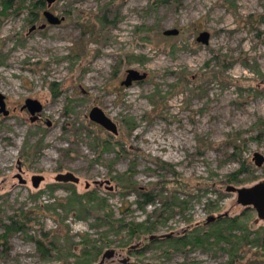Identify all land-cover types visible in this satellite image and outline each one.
<instances>
[{
    "label": "rangeland",
    "instance_id": "rangeland-1",
    "mask_svg": "<svg viewBox=\"0 0 264 264\" xmlns=\"http://www.w3.org/2000/svg\"><path fill=\"white\" fill-rule=\"evenodd\" d=\"M3 1L0 264H81L92 246L103 248L91 264L107 250L105 264H264V221L227 192L264 182L253 160L264 156V0H13L7 11ZM46 10L65 21L49 24ZM129 69L148 77L125 87ZM27 99L43 121L22 111ZM94 107L118 135L90 120ZM60 173L79 184L57 183ZM146 194L155 203L142 206ZM234 221L229 242L213 237ZM13 222L24 230L7 233ZM196 230L207 243L149 241Z\"/></svg>",
    "mask_w": 264,
    "mask_h": 264
},
{
    "label": "water",
    "instance_id": "water-1",
    "mask_svg": "<svg viewBox=\"0 0 264 264\" xmlns=\"http://www.w3.org/2000/svg\"><path fill=\"white\" fill-rule=\"evenodd\" d=\"M45 1L48 3L49 7H51L54 3H56L59 0H45ZM44 16L47 22L52 25H58L65 21L64 17L59 18L50 11H46L44 13ZM179 34L180 31L178 29L167 30L164 32L165 36H178ZM210 38H211V34L207 31H204L201 32L200 35L198 36L197 42L202 43L204 45H208ZM147 77L148 75L146 73H141L140 71L135 69H129L127 71V77L126 80L123 82V85H125L126 87H131L135 82L145 81ZM5 100H6L5 95H3L0 92V114L4 113V115H8L9 111L7 110ZM24 108L29 109L32 115L31 118L32 122H35L36 120L39 119V116H37V114H41L44 109L42 103L36 99H27ZM89 118L92 122L103 127L106 131L114 135L119 134V129L117 124L110 117H108L105 114V112L99 107H94L91 110L89 114ZM253 160L258 167H261L264 164V156L259 152H256L254 154ZM41 181H42L41 178H35L34 186L38 188ZM21 182L23 183L24 181L21 180ZM56 182L65 183V184L67 183L79 184L80 179L73 173H60L56 177ZM227 192L236 193L238 196L237 199L238 204L242 206H253L258 212L259 219L264 220V182H260L252 187L237 188L235 186H229L227 187ZM226 216H228V213L218 215L217 217L210 216L208 218V222H212L216 219H222L225 218ZM155 238L156 236H152L150 237V240L153 241ZM114 254H115V250H107L98 264H105L106 260L111 259L114 256ZM122 262L123 264H125L127 261H122Z\"/></svg>",
    "mask_w": 264,
    "mask_h": 264
},
{
    "label": "trees",
    "instance_id": "trees-1",
    "mask_svg": "<svg viewBox=\"0 0 264 264\" xmlns=\"http://www.w3.org/2000/svg\"><path fill=\"white\" fill-rule=\"evenodd\" d=\"M27 1H32V0H24V2H27ZM13 0H4L3 1V5H4V9L7 11L9 9H11L13 7ZM38 4L40 6H43L44 5V1L43 0H40L38 2ZM37 18V17H36ZM241 171V170H240ZM87 198V200L89 201L91 198H93L92 201L95 200V198H98V197H93L91 195H86L85 196ZM144 198V202L141 203V205H148V204H153L155 203V198L152 194H146V195H143ZM101 202V206H102V201ZM176 202V200L173 201V204ZM177 205L179 204H182V202H176ZM183 205V204H182ZM222 222H229L228 220H222V221H218L216 223V225H219L221 224ZM224 225V224H223ZM141 226L143 225H136V230H141V229H146V232H150L151 231V227H142ZM232 226H235L236 227V224H235V221L230 224V226H220V227H217L216 231L215 232H212V235L213 237H215L217 240H226L229 242L230 240V235L229 237H227L225 235V231H232ZM114 228V226H112ZM25 226H23L21 223H18V222H13L12 226H7L6 229H7V233H12L13 231H22L24 230ZM154 228V227H153ZM135 231L134 230H130V235L131 234H134ZM249 235V234H247ZM49 234L48 233H44V237L46 239V237H48ZM209 237H211V234H204V233H201L199 232V230H196L194 231L193 233L191 232V234H187L185 236H183L182 238H171V239H168V242L171 244V245H174V246H188V245H199L201 246L202 244L204 243H207L208 242V239ZM4 245V246H7V236L5 235V237L2 238V241H1V237H0V245ZM6 244V245H5ZM37 245H38V248L40 249V251L44 252V253H47V255H50V251L49 249L46 247L45 245V241L44 239L43 240H37ZM108 245V244H106ZM84 251H83V256H81V259L83 258V262H81V264H91L93 263L92 261L96 260L98 258V256L101 254L102 252V248L103 247H97V246H92L89 248V250L86 249V247H84ZM179 249V248H177ZM7 250V248H6Z\"/></svg>",
    "mask_w": 264,
    "mask_h": 264
},
{
    "label": "flooded vegetation",
    "instance_id": "flooded-vegetation-1",
    "mask_svg": "<svg viewBox=\"0 0 264 264\" xmlns=\"http://www.w3.org/2000/svg\"><path fill=\"white\" fill-rule=\"evenodd\" d=\"M45 3H47L45 0H43ZM47 5H48V3H47ZM48 7H49V5H48ZM46 11H49V10H46ZM46 11H44V13L46 12ZM44 13H43V16H44ZM45 17V16H44ZM46 19V18H45ZM43 27V28H42ZM46 27V25H42L40 28L41 29H44ZM35 30V27L31 30V32L32 31H34ZM126 77H127V75H126ZM125 80H126V78H125ZM124 80V81H125ZM123 81V82H124ZM123 82H122V85H123ZM143 82V81H142ZM135 83H137V82H135ZM123 86H125V85H123ZM133 86V85H132ZM126 87V86H125ZM6 101V100H5ZM27 101V100H26ZM25 105H26V102H25V104L23 105V107H22V111H27L28 113H29V115H30V121H31V118H32V115H31V113H30V111H29V109H27V108H24L25 107ZM7 106V105H6ZM44 108V107H43ZM8 110V109H7ZM9 111V110H8ZM43 111H44V109H43ZM43 113V112H42ZM42 113L41 114H37V116H39V119L38 120H36L35 122H32V123H37V122H40V121H43V118H42ZM0 115H3L4 117H8L9 115H10V111H9V114L8 115H4V113H2V114H0ZM50 123V124H49ZM48 126H51V122L50 121H48ZM63 184H65V183H63ZM67 184H72V183H67ZM236 194V193H235ZM237 195V194H236ZM237 199H238V196H237ZM238 203V202H237ZM240 205V204H239ZM242 206V205H241ZM243 207H245V208H248V209H254L255 211H256V213H257V217H258V212H257V210L253 207V206H243ZM227 218H230V215L228 214V216H226L225 218H222V219H216V220H214V221H212V222H208V219H207V222H206V224H210V223H214V222H218V221H222V220H227ZM261 221H264V220H260L259 219V217L255 220V222H256V224H259V222H261ZM232 231H234V230H232ZM184 234H186V232L184 233ZM154 236V235H153ZM156 236V235H155ZM152 237V236H151ZM167 237V238H166ZM156 236V238L153 240V241H158V240H162V239H171V238H173L174 236L173 235H167V236ZM149 241L150 242H153V241H151L150 239H149ZM142 243H138L137 245H135V246H132V247H130L129 248V253H131V252H137L138 251V253L140 252V251H142V250H139L141 247H142ZM134 247V248H133ZM141 253V252H140ZM128 261V260H127Z\"/></svg>",
    "mask_w": 264,
    "mask_h": 264
}]
</instances>
